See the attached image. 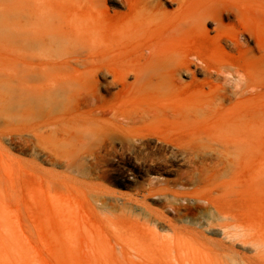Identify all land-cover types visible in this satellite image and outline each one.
Wrapping results in <instances>:
<instances>
[{
	"label": "rangeland",
	"instance_id": "1",
	"mask_svg": "<svg viewBox=\"0 0 264 264\" xmlns=\"http://www.w3.org/2000/svg\"><path fill=\"white\" fill-rule=\"evenodd\" d=\"M184 1L0 0V264H264V0Z\"/></svg>",
	"mask_w": 264,
	"mask_h": 264
},
{
	"label": "bare ground",
	"instance_id": "2",
	"mask_svg": "<svg viewBox=\"0 0 264 264\" xmlns=\"http://www.w3.org/2000/svg\"><path fill=\"white\" fill-rule=\"evenodd\" d=\"M176 1H178V3L181 2L182 6L185 5V1L183 2V0ZM155 8L156 7L152 5H146L141 9L140 12H133V10L130 9L134 14L133 17H135V19L137 20L135 21V24L136 26H138V32H140L141 34H145L147 36V39L139 46L132 48L130 47L131 50H129V52H124V50L123 55L129 57L130 59H134V55L136 54V52L138 53L139 51H141L146 60L151 63L155 62L163 66L164 69H169L170 67L174 66L175 62H178V65L180 67L182 66L181 60L184 59L182 53L180 52V48L185 45V43H181L178 39H174V36L188 35V33L186 34V31L184 30L185 27H181V25H186L187 17L181 16L180 13L173 14L175 15L172 18L173 22L168 21L165 25H163V33L157 34L152 32L151 26L149 24L145 25L140 23L142 20L149 21L151 18L155 17L157 15V10ZM184 8L191 9L189 5H185ZM176 21H178V24L174 23ZM198 37L199 36H197L196 38ZM199 39H201V37H199L198 40ZM200 55L201 54L198 53L196 56L199 60H203L202 56ZM139 75L140 74L138 73V76ZM205 201H207L208 203L207 211H209V216L206 221L207 225L209 227H219L224 233V236L229 239L231 236L227 231V228L230 226V223L228 222L229 217L227 216L226 212L220 207L211 204V201ZM210 205H213V209L210 208Z\"/></svg>",
	"mask_w": 264,
	"mask_h": 264
}]
</instances>
